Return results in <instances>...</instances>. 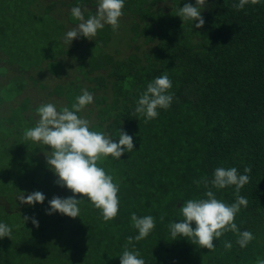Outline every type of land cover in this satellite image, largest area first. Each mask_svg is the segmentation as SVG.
Listing matches in <instances>:
<instances>
[{"label":"trees","instance_id":"obj_1","mask_svg":"<svg viewBox=\"0 0 264 264\" xmlns=\"http://www.w3.org/2000/svg\"><path fill=\"white\" fill-rule=\"evenodd\" d=\"M33 1L40 2L46 14H53L59 2L66 5L63 14L73 24L80 23L71 14L73 7L80 6L87 19L98 5V0H49L47 4L0 0V33H8L3 26L5 11L21 15L22 6ZM206 2L207 7L200 9L205 23L196 28L199 21L178 16L185 3L196 6V0H124L123 15L133 18L130 41L142 33L147 41H156L154 46L142 56L118 58L105 52L100 58L85 44L83 53L77 55L81 59L77 67L83 79L94 84L72 78L76 88L70 90L62 88L65 77L49 91L62 96L59 111L65 106L71 110L82 89L90 93L110 90L109 96L94 97L101 105L94 121L85 108L78 116L83 118L84 111L91 130L104 132L114 142L119 141L117 129L133 137V151L124 152L119 160L108 156L98 162L119 185V211L109 221L79 194L75 196L81 199L79 217L46 214L53 196L73 195L55 183L57 177L46 162L51 148L24 138L25 130L40 119L36 112L40 104H54L50 98L31 104V97L25 95L29 83L44 87L43 78L49 72L42 67L31 69L37 83L23 80L28 71L23 64H16L12 83L10 72H0V154L8 160L0 165V199L7 203H0V223L11 228L10 238L0 239V264H120L125 245L129 251H138L145 264H256L258 258L264 259V0L257 4L249 0L241 10L232 7L239 0ZM61 28L63 33L69 29L66 22ZM106 28L112 32L111 25ZM100 39L106 42L109 36L101 34ZM0 50H6L1 40ZM59 53L64 57L72 48L65 45ZM6 55L0 63L12 64L15 54ZM65 68L53 74L62 76ZM164 74L172 81L169 93L175 94L171 106L158 108L159 115L151 120L133 115L147 84ZM21 95L19 104L10 103ZM218 167H235L239 174L251 167L250 182L240 190L248 204L241 206L234 219L240 232L254 235L244 248L236 242L238 234L231 231L214 240L215 248L208 250L189 238L174 239L168 227L183 219L180 207L186 201L207 198L208 189L194 181L205 177L210 181ZM209 187L217 199L229 205L235 202L234 185ZM34 191L45 195L43 204H22L17 199L22 192ZM132 213L153 216L155 227L146 238L128 245L127 238L139 234ZM24 216L34 217L39 227L31 219L24 221ZM225 241L232 243L230 250L225 249Z\"/></svg>","mask_w":264,"mask_h":264},{"label":"clouds","instance_id":"obj_2","mask_svg":"<svg viewBox=\"0 0 264 264\" xmlns=\"http://www.w3.org/2000/svg\"><path fill=\"white\" fill-rule=\"evenodd\" d=\"M252 4L259 3V0H250ZM249 3V0H239L233 3L232 7L241 10ZM207 7L206 0H196V6L185 3L179 9L178 16L183 20L191 19L199 21L196 28H201L205 21L201 16V8ZM124 0H98V7L95 15L85 20L84 13L80 6L71 9L72 16L80 21L77 27L68 31L64 38L65 44L81 36L92 40L97 31L105 24L111 25L113 31L119 28V18L123 15ZM172 88V81L164 74L156 77L147 84L135 108L133 115L141 114L147 120L156 118L159 113L158 108L168 109L174 98V93H169ZM93 102V94L86 89H82V94L77 96L75 102L69 107L65 106L61 110L53 103L41 104L37 109L40 117L33 128L26 129L24 138L33 142L43 143L51 148L50 154L46 155L48 167L54 172L57 180L55 183L60 187H66L73 195L67 198L53 196L49 201V208L46 214L60 213L71 218L79 217L80 209L78 204L81 199H76V194L81 198L87 197L91 203L101 210L102 217L109 221L116 217L119 211V185L114 183L112 175L106 174L103 167L98 166L102 158L112 156L119 160L124 152L134 149L133 137L126 131L117 129L119 141L113 139L102 131L91 130V122L78 116L85 106ZM251 167L244 168V174H239L235 167L225 169L218 167L214 171V178L210 181L205 177L200 181H194L198 186L203 183L208 189L205 192L206 199H189L180 207L183 219L180 222H172L168 225L171 236L189 238L191 243L199 245L200 248L213 250V241L219 239L225 232L231 231L238 234L237 244L244 248L254 239L251 231L240 232L237 224L234 223L236 214L241 206L247 207L248 201L240 195V190L250 182ZM223 189L228 186H235V202L231 205L216 198L214 192L209 187ZM45 195L42 192L34 191L27 195L22 194L17 198L20 203L34 205L43 204ZM24 221L31 219L35 227H39V222L34 217H23ZM161 222L164 216L160 217ZM133 227L138 230V235L127 238L128 245L133 240L140 241L146 238L155 227V219L151 215L137 217L135 213L131 215ZM195 223V229L192 224ZM11 228L0 223V239L9 237ZM226 250L232 248L230 241H225ZM138 251H129L125 245V250L120 256V264H145ZM256 264H264V259H257Z\"/></svg>","mask_w":264,"mask_h":264},{"label":"rangeland","instance_id":"obj_3","mask_svg":"<svg viewBox=\"0 0 264 264\" xmlns=\"http://www.w3.org/2000/svg\"><path fill=\"white\" fill-rule=\"evenodd\" d=\"M43 2L47 4L49 0H43ZM22 9L23 12L18 16L16 13L11 12L10 10L7 12L5 11L4 13L6 24H3V26L8 33H0V40L6 43V50H0L1 52H3V55L0 54V60H2V57H7L6 53L8 54L9 52H13L15 56L11 59L12 64H8V62H6L7 64L0 63V72H3L5 74H8V72H10V81L12 83L13 75L16 72V64L19 66L24 65L26 67V70L28 71L25 78L23 77V80H25L26 82L30 80L32 83H35L36 81H38V79L33 76L34 72H31V69L40 71L39 68L41 67L47 68L49 74L47 75V77L44 76L43 78L44 87L41 83L38 82V85L42 86L44 89L42 87L39 88L37 84L34 85L31 83H29L30 87H27L28 91L25 92V95L31 97V104L41 102L42 98H50V102L54 101V105L56 107L63 104L62 96L50 95L49 91L52 89V87L55 86L56 83L61 82L59 79L65 77V84L62 86V88L68 87L70 90H75L76 88V84H72V78H81L85 85L94 84V82L90 81L88 78L83 79V76H81L79 71L80 67H77L81 62V59L77 57V55L83 53L85 44L86 47H92L91 50L95 51L94 54L98 55L100 53V58L105 52L114 54L118 58H124L133 54H135V56H142L144 51L149 50L156 43V41H147L146 36L142 33H139L135 41H130L132 39L131 35L134 34L131 33L129 29V26L133 23V18L132 15L128 13L127 15H122L119 18L120 26L116 31H113L112 29V32L107 33L106 27L108 26V24H105L102 29H99V31H97L96 36L91 38L92 40L81 36L74 39L70 45L65 44L64 38L66 33L77 27L79 24H73L68 21V19L64 15L65 11L68 9L66 5H63L59 2L56 6V9L52 12L53 14H51V12H48L46 14V10H44L41 3L37 1H33L31 3L23 5ZM95 14L96 13H94L93 15ZM65 22L69 29L65 28L66 33H63L64 31L61 28V24H65ZM101 34H107L109 36V39L106 42L102 41L100 39ZM94 39H98L100 42L93 41ZM76 43L79 44V46L73 48L72 44ZM65 45L67 48H72V53H67V55L65 54L64 57L63 55H60L59 57V49L65 48ZM64 63L71 64V66L65 68ZM64 68L65 71L61 73L62 76H60V74H53L54 72L64 70ZM77 76L78 78H76ZM31 77L35 78L36 81H34V79ZM91 93L93 94V102L85 106V111H90L92 113L89 117L92 121H94V116H96V113L101 107L100 104L95 103L94 97L96 95L109 96L110 90L98 89ZM23 96L24 95L19 96L17 102L13 103V101H11L10 103L12 105L19 104V100L22 99ZM82 115L83 118H86V116L84 115V111ZM0 161V165H3L8 160L4 156L0 159ZM28 194L29 193L25 194V198H27ZM0 203L5 206L7 205L3 197L0 199Z\"/></svg>","mask_w":264,"mask_h":264},{"label":"bare ground","instance_id":"obj_4","mask_svg":"<svg viewBox=\"0 0 264 264\" xmlns=\"http://www.w3.org/2000/svg\"><path fill=\"white\" fill-rule=\"evenodd\" d=\"M100 84V83H99ZM97 114V113H96ZM95 117V116H94ZM15 229V228H14Z\"/></svg>","mask_w":264,"mask_h":264}]
</instances>
